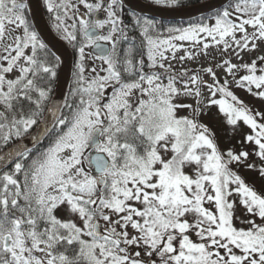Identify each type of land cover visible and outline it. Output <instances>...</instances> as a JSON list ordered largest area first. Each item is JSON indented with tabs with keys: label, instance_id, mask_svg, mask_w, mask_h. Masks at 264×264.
Here are the masks:
<instances>
[{
	"label": "rangeland",
	"instance_id": "1",
	"mask_svg": "<svg viewBox=\"0 0 264 264\" xmlns=\"http://www.w3.org/2000/svg\"><path fill=\"white\" fill-rule=\"evenodd\" d=\"M101 1L81 0V6L91 2L96 7ZM65 5L70 12V4ZM80 7L76 11L82 14L84 9ZM107 14L112 21L110 8ZM23 25L20 20L0 19V40H4L0 65L11 79L19 68L14 61H23L30 55L29 42L33 38ZM113 32L103 36L108 43ZM17 45L25 48L15 51ZM83 46L75 69L81 75H100L109 66L108 59L99 61L91 56L89 41ZM145 59L156 74L146 77L140 85L121 84L117 79L108 82L104 96L95 97L61 129L39 170V188L54 203L61 223L73 224L77 237L93 246L91 253L96 264H264V76L254 80L251 71L241 72L252 61L257 62L253 70L264 72V21H244L228 28L211 20L204 26H191L178 36L152 40ZM160 69L170 73L165 72L166 76ZM162 103L169 105L177 119L187 117L192 121L196 135L193 132L190 136L197 137L196 143L193 141L181 153L184 145L178 133L162 134L148 161L154 169L151 178L133 181L127 177L128 183L118 197L115 179L110 181L114 173L97 174L91 155L98 151L114 157L109 135L122 109ZM228 109H234L235 116ZM98 128H102V135L96 150L90 144ZM228 151L229 159L217 157L223 171L230 166L225 160L234 163L233 171L227 170L224 176L231 206L227 209L224 198H218L213 187L210 189L212 182L224 179L216 178L219 174L210 159L215 152L220 155L218 152ZM177 153L183 157L175 164L182 167L185 178L180 185L174 183L165 189L161 172L173 169L168 164ZM105 183L108 184L102 186ZM77 188L80 198L98 195L100 191L103 196L107 190L115 198V207L105 201L100 214L89 218L82 212V204L69 202L68 189ZM92 228L101 239L106 235L111 239L115 234L125 235L117 239L123 249L104 251V241L101 245L92 244ZM234 229L248 239L232 235ZM10 230L13 234L9 235L6 250L14 255L16 264H58L49 255L48 244L36 239L32 253L28 252L22 246L25 242L20 230Z\"/></svg>",
	"mask_w": 264,
	"mask_h": 264
},
{
	"label": "trees",
	"instance_id": "2",
	"mask_svg": "<svg viewBox=\"0 0 264 264\" xmlns=\"http://www.w3.org/2000/svg\"><path fill=\"white\" fill-rule=\"evenodd\" d=\"M64 1L43 0V6H45L49 25L55 34L73 47L74 67L70 75L67 93L63 106L60 108L59 117L46 138L0 172V233L16 227L20 229L23 240L29 241L34 232L33 223L40 220V212L44 208L47 211L46 236L48 238L57 237L50 248V255L52 257L60 256L62 258L60 264H96L91 253L93 246L77 237L78 233L73 230V227L58 230L57 225L50 223L53 218L54 207L50 199L47 198L48 202L46 201L39 188V182H41L39 170L47 160L48 152L56 143L61 129L68 126L72 118L84 110L95 97L102 98L108 82L115 80V78L128 83L133 81L132 77L135 74L138 76L137 83L142 84L145 78L153 73L152 66L145 59L152 40L178 36L190 26L205 25L211 20L228 28L245 20L260 24L264 21V0H230L221 9L217 8L212 13L187 20L155 19V17L137 14L125 9L121 15L122 20L117 25L118 39L120 38L116 46L117 53L112 54L109 66L103 69V74H92L91 76L81 75L75 69L80 58L79 45L85 43V40L81 34L82 25L81 20H79L81 16L78 13L70 14L66 10V1ZM144 1L159 7L179 9L209 0ZM0 19H3L4 22L22 21L27 35L33 38L29 42V57H25L20 62H18L20 58L14 61L19 67L16 69L17 76L12 79L8 78L7 69L0 65L1 153L16 141L27 137L44 118L55 93L54 88H56L60 74L61 58L59 53L49 48L39 36L29 12L27 0H0ZM3 48L4 40L1 39L0 49ZM22 48H25V45H17L15 51ZM243 67L245 71H243ZM243 67L241 72L249 73L251 71L250 75L253 76L252 79L254 80H257V76H264V72L259 73L257 70H253L257 67L255 61ZM159 71L168 76L165 73L168 71L162 69ZM173 76L179 80H184L178 75ZM229 106L230 104H227L228 108ZM229 111L230 109H228ZM117 117L118 122L109 135V139L110 149L114 154V157H111L110 169L114 173V177L110 181L115 179L114 187L118 189L115 194L118 197L122 196L120 189L125 186V183H128V179L138 181L141 178H151L150 173L154 169L148 161L159 145L158 140L163 138L162 134L168 131L178 133L179 141L184 145L181 148V153H184L189 145L193 141L196 143L197 140L196 136H190L191 133H196L193 130L192 121L187 117L177 119L173 110L166 103L157 104L153 107H146L141 104L139 106L130 105L128 108L122 109ZM188 142L189 144H187ZM218 153L220 155L215 152L214 157L210 160L213 159L212 162L215 164L217 174H219L216 178H224L227 170L233 171L234 163L232 160H225V163L227 165L230 163V166L226 171H223L217 157L229 159L230 153L229 151ZM182 157L183 155L179 153L175 154L173 162L168 164L173 169L170 171L162 170L161 173L166 180L165 189L174 183L180 185L182 179L184 180L182 167L175 164ZM174 165L178 167L175 169ZM226 183L227 178L218 183L212 182L210 189L213 187L219 195L218 190H223ZM107 184H102V186ZM67 192L70 193L67 195L69 202L76 205V202L82 204L80 208L89 218L97 217L100 214L99 210L105 201L110 202V205L115 207L112 204L115 202V198L111 197L107 190L103 196L100 191L98 195H92L89 198H80L77 194L78 188L71 191L68 189ZM227 193L228 189L225 188V197L228 196ZM93 231V228L89 231L90 237L93 239L91 240L92 244L101 245V242L104 241L102 243L104 251L123 249L122 242L117 241V239L123 238L125 235L118 236L115 234L113 239L106 235L101 239ZM106 232L111 234V231ZM240 235L245 237L243 234ZM247 239L244 238L243 240ZM105 242L111 243V245H106ZM13 262L14 258L11 254L0 252V264H12Z\"/></svg>",
	"mask_w": 264,
	"mask_h": 264
},
{
	"label": "water",
	"instance_id": "3",
	"mask_svg": "<svg viewBox=\"0 0 264 264\" xmlns=\"http://www.w3.org/2000/svg\"><path fill=\"white\" fill-rule=\"evenodd\" d=\"M124 1V0H123ZM229 0H210L208 2L183 8V9H165L161 7H155L145 3V1L141 0H125L127 6L131 9L136 10L137 12L147 13L151 16L163 18V19H171V20H187L190 18L197 17L199 15L208 13L215 9H219L223 7ZM28 5L30 9L31 17L36 25V28L45 41V43L51 48L58 52H60L62 57V67L60 72V77L56 93L53 99V103L49 112L47 113L44 121L42 124L35 130L31 135L20 141L19 144L15 145L14 147L10 148L0 155V170L5 168L8 164H10L17 156H19L25 150L35 146L42 140V138L47 134L48 129L52 126L54 119L57 118V114L59 108L63 102V98L66 94V87L68 83V76L71 70L72 62H73V54L71 49L54 33H52L50 27H48V23L46 21L41 2L40 0H28ZM99 34V31L95 28H91L87 31V36L89 38H95ZM93 56L97 57H105L107 54L110 53V47L108 45H104L102 43H97L94 45L92 49ZM102 129H97L94 132L93 140L91 143V147L95 148L100 145V135ZM92 163L95 167L97 173L101 174L104 173L106 170L109 169L110 162L107 159L105 154H95L93 155Z\"/></svg>",
	"mask_w": 264,
	"mask_h": 264
},
{
	"label": "flooded vegetation",
	"instance_id": "4",
	"mask_svg": "<svg viewBox=\"0 0 264 264\" xmlns=\"http://www.w3.org/2000/svg\"><path fill=\"white\" fill-rule=\"evenodd\" d=\"M85 20H86V22H89L88 25L96 26V27H98L100 24H102L104 22V19H102L101 21H97L96 18H95V14H93V12H90L89 15H85ZM108 31L109 30H107L106 33L104 31H102L100 37L97 40H95V42L96 41L106 42L105 39L103 38L104 40H102L101 37L104 36L105 34H107ZM113 41H114V39H113Z\"/></svg>",
	"mask_w": 264,
	"mask_h": 264
},
{
	"label": "bare ground",
	"instance_id": "5",
	"mask_svg": "<svg viewBox=\"0 0 264 264\" xmlns=\"http://www.w3.org/2000/svg\"><path fill=\"white\" fill-rule=\"evenodd\" d=\"M208 2V1H207ZM215 10H213V11H210V12H208V13H205V14H209V13H212V12H214ZM202 15H204V14H202ZM201 16V15H200ZM197 27H198V25H197ZM132 82H134L135 84H137V80H138V76L137 75H135L134 74V76L132 77ZM46 138V134H45V136L42 138V140H44ZM42 140H40V141H42Z\"/></svg>",
	"mask_w": 264,
	"mask_h": 264
}]
</instances>
